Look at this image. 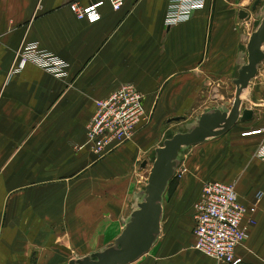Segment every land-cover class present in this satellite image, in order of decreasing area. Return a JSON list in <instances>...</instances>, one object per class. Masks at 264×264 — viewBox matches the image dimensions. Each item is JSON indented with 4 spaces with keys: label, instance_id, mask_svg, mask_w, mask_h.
I'll list each match as a JSON object with an SVG mask.
<instances>
[{
    "label": "crops",
    "instance_id": "obj_1",
    "mask_svg": "<svg viewBox=\"0 0 264 264\" xmlns=\"http://www.w3.org/2000/svg\"><path fill=\"white\" fill-rule=\"evenodd\" d=\"M93 1L0 0V264H63L111 244L143 195L157 126L175 116L194 125L216 109L199 110L201 93L236 78L264 15V0H205L189 19L165 27L167 0H123L117 10L104 2L93 23L68 9ZM248 6L262 10L251 29ZM30 41L65 61L66 75L26 63L7 77L14 51ZM125 82L141 93L147 119L96 158L83 145L93 101ZM243 108L250 119L188 145L171 194L161 196L158 235L129 264H226L192 247V203L207 180L232 183L240 203H254L234 253L239 264H264V157L256 156L264 131L242 135L264 124V57L241 91Z\"/></svg>",
    "mask_w": 264,
    "mask_h": 264
},
{
    "label": "built area",
    "instance_id": "obj_2",
    "mask_svg": "<svg viewBox=\"0 0 264 264\" xmlns=\"http://www.w3.org/2000/svg\"><path fill=\"white\" fill-rule=\"evenodd\" d=\"M107 2L110 9L117 10L123 0H95L86 5L68 3V9L77 19L93 23L100 17L99 7ZM205 0H167L163 24L173 26L186 21L195 10L203 8ZM26 63L42 69L54 77L66 75L67 63L58 56L40 49L36 42H24L13 53L7 77L19 71ZM93 111L86 123L83 145L96 158H100L114 146L130 138L137 126L147 117L142 95L133 84L121 83L106 97L93 101ZM264 131V124L242 135ZM257 157H264V139L256 149ZM260 192L254 194L255 200ZM254 203L244 205L237 199L232 183L208 180L201 184L192 203V247L202 255L226 264H239L241 258L234 248L247 237L240 225L246 214L254 211ZM251 223L252 220L249 219Z\"/></svg>",
    "mask_w": 264,
    "mask_h": 264
},
{
    "label": "water",
    "instance_id": "obj_3",
    "mask_svg": "<svg viewBox=\"0 0 264 264\" xmlns=\"http://www.w3.org/2000/svg\"><path fill=\"white\" fill-rule=\"evenodd\" d=\"M238 17H245V13L240 10ZM263 44L264 15L248 35L245 44L246 61L240 66L236 78L232 81L234 90L229 108L204 111L199 114L196 123L189 130L175 132L163 139L161 145L153 150L154 158L146 175L142 190L143 197L130 211L127 221L112 243L80 258L68 259L65 264H129L148 251L159 232L161 196L173 175L179 149L224 133L237 120L250 119L252 115L250 109H239L240 94L249 80L254 77L256 67L264 57ZM181 118L183 117L175 116L168 120ZM143 164L144 161L140 165Z\"/></svg>",
    "mask_w": 264,
    "mask_h": 264
},
{
    "label": "rangeland",
    "instance_id": "obj_4",
    "mask_svg": "<svg viewBox=\"0 0 264 264\" xmlns=\"http://www.w3.org/2000/svg\"><path fill=\"white\" fill-rule=\"evenodd\" d=\"M255 7L253 9H250V6L247 7L248 10H249V19H250L249 21L251 22L250 29L253 26L256 25V23L259 20V17L262 14V10L260 8H258V9H260V10H258ZM263 49H264V45H263ZM263 52H264V50H263ZM233 87H234V85L231 82V78L228 77L227 79H224L222 82H219L218 91H212L210 93L202 92L201 95H200V97H201L202 100H206V102L201 105V107L199 108V110L200 109L202 110V109H205V108H211L212 106L211 107H208V106L209 105L215 106V104H217V107H218V104L219 105H222L221 103L222 102L225 103V101L227 102V100H228V102L231 103L232 94H233ZM211 98L214 99V100H216V103L215 102L213 103V101H212ZM209 99H210V101H209ZM223 106H227V103H226V105L223 104ZM217 107H216V109L221 108V107H218V108ZM193 123L186 124L185 122H181L179 120L178 121L171 120L170 122H165V123H162V124L158 125L157 126L158 129H156L158 132L156 133V138H155L156 141H155V144L158 145V146H160L163 139L170 137L175 132H184V131H187V129L190 128V126H192ZM189 148H192V147L191 146H182L180 148V150H179L180 151L179 152V156H178V153H177L176 165H175V168H174V171H173V175L170 178L171 180L169 179L170 182L169 183L167 182L168 184H166L165 189H164V191L162 193L163 199H165L166 196L168 195V193H169V191L171 189V186L173 184L175 186V183L177 182L180 174L182 173V170L184 168V166H183V157L185 155V151L188 150ZM178 157H179V159H178ZM153 158H154V152L152 153V155L150 157L151 160L149 162H147V164L143 167V168L146 169L145 172H144V177L142 179L144 183H145L146 175H147V172H148V168L150 167V164H151ZM214 181H217V180H214ZM202 182H205V181H202ZM142 197H143V195L140 196V200H141ZM106 246L107 245H103L101 248L103 249ZM79 254H81V253H77L76 251L72 253V255H74V256H77ZM72 258L74 259V258H77V257H71L69 259H72ZM78 258H80V257H78ZM62 261H63V264H65L66 263V257H64L62 259Z\"/></svg>",
    "mask_w": 264,
    "mask_h": 264
},
{
    "label": "trees",
    "instance_id": "obj_5",
    "mask_svg": "<svg viewBox=\"0 0 264 264\" xmlns=\"http://www.w3.org/2000/svg\"><path fill=\"white\" fill-rule=\"evenodd\" d=\"M171 180V179H170ZM170 180L168 181V183L170 182ZM167 183V184H168ZM174 188V184L171 186V189H170V191H169V193L168 194H171V191H172V189Z\"/></svg>",
    "mask_w": 264,
    "mask_h": 264
}]
</instances>
